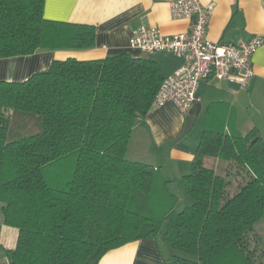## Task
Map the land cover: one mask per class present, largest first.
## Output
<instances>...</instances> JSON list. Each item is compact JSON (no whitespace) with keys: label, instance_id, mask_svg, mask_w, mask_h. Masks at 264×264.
<instances>
[{"label":"trees","instance_id":"obj_1","mask_svg":"<svg viewBox=\"0 0 264 264\" xmlns=\"http://www.w3.org/2000/svg\"><path fill=\"white\" fill-rule=\"evenodd\" d=\"M44 5L0 0V58L95 47L96 26L48 19ZM165 77L156 60L121 52L55 59L26 80L0 81V202L4 223L19 229L11 264H100L112 249L157 238L164 224L171 264H264L256 127L207 122L185 177L193 203L182 209L153 165L129 157L133 129ZM16 112L42 118V130L11 139ZM206 157L222 161V171ZM63 161L70 169L51 175Z\"/></svg>","mask_w":264,"mask_h":264},{"label":"crops","instance_id":"obj_2","mask_svg":"<svg viewBox=\"0 0 264 264\" xmlns=\"http://www.w3.org/2000/svg\"><path fill=\"white\" fill-rule=\"evenodd\" d=\"M170 1L45 0L46 18L96 26L95 47L38 49L29 55L0 58V81L26 80L34 73L47 70L55 59H100L121 52L156 60L163 75L167 76L184 60L163 52L142 53L131 48L130 39L133 31L142 25L157 26L169 35L187 31L190 21L174 19ZM200 1L203 5H213L209 39L241 44L255 35L264 34V0ZM252 63L255 73L246 86L217 78L202 80L197 99L187 112L168 102L151 110L133 129L128 155L138 148H145L148 163L166 181L171 195H177L183 204L190 201L185 177L192 171L193 159L208 121H224L226 128L233 126L242 133L256 127L264 140V43L254 52ZM182 185L184 194L180 189ZM2 207L0 202V264H11L8 250L16 246L19 229L4 223ZM162 235L112 249L100 264H171L170 251Z\"/></svg>","mask_w":264,"mask_h":264},{"label":"built area","instance_id":"obj_3","mask_svg":"<svg viewBox=\"0 0 264 264\" xmlns=\"http://www.w3.org/2000/svg\"><path fill=\"white\" fill-rule=\"evenodd\" d=\"M174 19L190 21V28L177 34H165L159 27L142 25L135 29L130 46L142 53L163 52L184 60L167 75L156 93L152 110L173 102L187 112L197 99L202 80L217 78L246 86L254 75L252 56L264 43V34L241 44L214 41L208 37L213 5L200 0H171Z\"/></svg>","mask_w":264,"mask_h":264},{"label":"rangeland","instance_id":"obj_4","mask_svg":"<svg viewBox=\"0 0 264 264\" xmlns=\"http://www.w3.org/2000/svg\"><path fill=\"white\" fill-rule=\"evenodd\" d=\"M9 114L12 113L10 112ZM42 127H43L42 118L38 117L37 115H34L32 113L21 115L19 112H16L15 115L11 116V130H12L11 139L20 138L30 133L38 132L42 130ZM145 150H146L145 148H140V149L138 148L137 150H135L134 154L133 153L129 154V157L134 160L148 163V158L146 156ZM205 165L214 167L219 172L222 171L221 169L224 166L222 161L212 157L205 158ZM69 169H70L69 161H63L61 163L56 164L53 167H50L48 171L51 175L54 174L64 175ZM185 188H186V184H185ZM180 189L182 191L183 185L180 186ZM182 194H184L183 191ZM175 197L177 198L176 209H182L183 207L189 206L193 203V199L191 196L189 197L190 201L187 204H183V201L179 200L177 195ZM157 208L161 209V207L159 206H157ZM255 228H256L255 233L260 235L259 245L260 247L264 248V217L256 224ZM165 230H166V224L163 225L160 234H162ZM255 237L257 236L255 235Z\"/></svg>","mask_w":264,"mask_h":264}]
</instances>
